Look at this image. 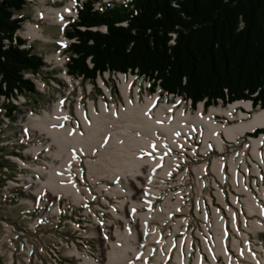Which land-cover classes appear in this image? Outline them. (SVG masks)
<instances>
[{
  "label": "built area",
  "instance_id": "obj_1",
  "mask_svg": "<svg viewBox=\"0 0 264 264\" xmlns=\"http://www.w3.org/2000/svg\"><path fill=\"white\" fill-rule=\"evenodd\" d=\"M55 17L56 13L53 15V18ZM57 25L60 26V24ZM34 28L36 29L33 31L36 30L39 35L42 34L40 26L35 27L34 25ZM106 29L104 25L102 30L106 31ZM17 30L12 38L13 44H18L19 39L23 40ZM28 34H26L27 38L41 37ZM23 41L20 47L28 49L27 41ZM69 42L70 40L64 48H68ZM5 43V47H8L9 39H6ZM15 91L18 90L15 89ZM10 96L13 97V94ZM1 97L7 98L9 102L6 103H10L9 96L3 94ZM230 103H227L230 105L228 109L237 101ZM248 103L250 104L249 107L246 106L248 109L243 107L244 110H236V106L230 111L231 116L225 114V118L232 120L238 117L237 119L240 120H248L247 116L250 113L253 116L255 114V112L252 113L254 105L255 107L261 106V103L254 104L253 99H248ZM164 109L168 116H174V105L171 109L168 106ZM13 111L12 109L10 113V109L4 106L0 108L2 112L0 156L3 162L0 165V203L23 205V209L12 219L6 215L0 217L2 229L0 264H71V257H63V249L73 241H84V248L75 256L78 257V264H80L83 260V251H85V217H94L96 227H99L100 239L104 241L103 244L109 243L116 235L105 233V226H110L111 222L116 223L114 215L120 213L118 203L123 199L128 212L125 219L120 220L118 225H123L124 234L126 232L130 236L134 232L136 234L135 248L137 250L129 259V264H176L178 262L175 261L176 250L181 245L184 247L188 245L191 251L190 262L202 260L210 264L212 251L217 248L215 231H219V236L222 235V243L225 246L228 240H235V250H230L233 257L240 261L246 258L258 261L257 256L261 255L258 248L259 246L264 248V245L252 244L248 240V228H243V220H254L264 214V183H259V174H264V167H261V160H264V131L257 134L253 131L244 132L234 140H228L219 133L218 137L222 141L220 147L212 139L205 140L200 128L193 129L189 133L175 134V144L168 142L163 136L161 138L157 136L156 143L151 142L141 150V157L147 158V163L154 162L152 155L160 158L161 161L154 166L158 174L162 175L164 170L162 168L165 164H170V160H176L179 157H188V165L178 172H172L171 178L162 179L163 194L155 204H143L142 206L137 205L138 201L128 202L125 198L127 187L119 190L121 194L109 195L106 192L108 188H103V180L92 179L95 177L90 176L86 162L90 158H95L98 150L78 153V149L72 148L69 152L71 159L66 162L67 165L63 170H57L56 173L59 176L61 172L64 174L65 184L77 182L80 192L77 199L83 203V210L64 215L60 211H44L42 201L65 200V204L74 201L64 195L59 199H48L42 196V187L45 186L39 187L37 191H30L34 182L42 179V174L38 173V169L46 168L47 164L51 163L52 157L49 154L47 139L43 136H35L29 130L27 126L29 119H24L25 115L14 120ZM31 114L30 111L26 115ZM216 120H213L214 123L221 122ZM66 125L72 127L74 131L79 129L75 119H66ZM81 128L79 130H82ZM202 156L206 159V166L200 167L193 177L190 164L195 158ZM150 158L153 160L150 161ZM147 178L148 175H146L145 182ZM118 182L113 180L111 187H116ZM247 183L256 184L255 193L244 194V185ZM197 189L201 192L200 195ZM206 189L209 192L203 194ZM220 197H223V200ZM247 198L253 199L260 209L251 216L248 215L245 206ZM166 202L169 204L168 209L165 207ZM134 204L136 206L133 207ZM175 204L179 205L174 207ZM11 212H14L13 208ZM101 213H109L108 222H100ZM138 213L147 215L148 220L140 219ZM154 213L160 215L153 217ZM47 215H56L57 223H48ZM217 221L222 223L218 230L215 225ZM140 222L150 224L148 239H141ZM68 226L71 228V235L63 231ZM152 228H155L153 230L155 235H152ZM42 229H49V233L59 232L50 237L49 234L42 232ZM73 232L75 239H73ZM47 238L51 239L50 243L46 241ZM167 243H170L168 250ZM96 249H101L100 245L96 246ZM247 250H253L252 255ZM45 255H48L50 260L44 261ZM103 259L102 257L97 259V263L94 264H101ZM181 260L185 259L181 257Z\"/></svg>",
  "mask_w": 264,
  "mask_h": 264
},
{
  "label": "trees",
  "instance_id": "obj_2",
  "mask_svg": "<svg viewBox=\"0 0 264 264\" xmlns=\"http://www.w3.org/2000/svg\"><path fill=\"white\" fill-rule=\"evenodd\" d=\"M26 2L0 0V91L5 83L7 95L35 91L25 73L45 65L20 47L22 39L12 43L23 21L14 13ZM78 15L66 30L75 39L67 49L71 74L95 81L106 71L136 72L153 79L152 89L160 84L194 106L206 99L207 106L217 99L264 102V0H127L101 9L86 0ZM100 25L106 31L93 29Z\"/></svg>",
  "mask_w": 264,
  "mask_h": 264
},
{
  "label": "bare ground",
  "instance_id": "obj_3",
  "mask_svg": "<svg viewBox=\"0 0 264 264\" xmlns=\"http://www.w3.org/2000/svg\"><path fill=\"white\" fill-rule=\"evenodd\" d=\"M68 7H70V5ZM101 7L99 9H101ZM74 17H76V13L74 14ZM60 27L63 31L62 34H64V31L69 27V24H60ZM31 34L37 36L41 35H39V32L36 30H34ZM63 39L65 42L70 40V43L75 41L74 38H67L64 35ZM66 44L64 43V45ZM69 45L71 44H68V46ZM67 49L68 48H65V54L68 52ZM64 57L67 58L66 64H68L70 54L64 55ZM133 73L135 75H139L136 72ZM65 74L69 75L67 72H65ZM147 78L150 80L149 77ZM151 85L153 86V82ZM41 86L43 87V85ZM129 88L130 87H128V84L125 82L121 85L122 94L126 102V110L117 114V119L114 118V114H116V105L113 106V104H111L110 107H106L103 104L100 108L101 113H97L93 103H90L88 110L90 118H88L86 115L87 110L84 107L82 108V106L77 103V113L82 119L84 129L81 128L82 130L78 129L74 131L72 127L66 125L65 123L68 114L61 109L63 105V102H61V106L57 103L52 105L53 110L50 112L43 111L41 115L36 116L39 118L37 122L27 125L29 130H31L35 136L42 135L44 137L43 134L47 136V146L50 148L49 154L52 157L51 163L49 162L46 168L38 169V173L42 174V179L35 181L33 187L30 188V191H37L39 187L41 188L42 186H45L42 187V196H45L48 199H59L64 195V197L74 201L68 202V204H65V200L42 201V208H44V211H60V213L64 215H71L72 212H79L83 210V203L79 202L77 199L78 194H80L79 189L77 188V182H69V185H66L64 182V174L61 172V175L59 176L56 173L57 170H63L67 165L66 162L71 159L69 152L72 148L78 149V153H89L94 150L104 152L103 158H107V160H103L102 164L105 165L104 171L106 172L102 171L103 169L99 170L100 168L92 166V163L97 162L94 158L88 159L86 164L90 176L95 177L92 179L103 180V188H108V191H106L107 194H121L119 190L127 187V197L125 198H127L128 202L138 201V206H142L143 204L152 205L155 204V202L159 200V197L163 194L162 179L171 178L172 172H178L182 168H185V165H188V157H179L176 160H170V164H165L162 168L164 169L162 175L158 174V171L155 170L154 166L157 162H160L161 159L152 155L154 162L147 163L148 159L141 157V150L151 142L156 143L157 136H159V138L163 136L168 142L175 144V134H180V132L189 133L193 129L200 128L201 135L205 140L212 139L216 145L220 147L222 146V141L218 137L219 133L222 137H225L228 140H234L237 136L244 132L253 130L255 127H264V108L261 111L255 112L251 119L246 121L244 120L238 124L222 125V123H214L212 116L217 114H228L229 116L231 115L229 114L230 111H232V109L237 105L243 104L249 107L250 104L248 102L234 103L230 109L224 111L221 109L211 108L205 115L202 114L197 116H193L189 110L188 114H184V112H182L183 110H178L175 112V117L173 118L172 116H168L166 109H164L167 108V106L171 109L173 103L159 107L154 113V111H149L152 106L151 104L154 103V100L152 98H146L140 103L138 100L139 96L135 95L136 97L134 99L131 98ZM152 91H154V89H152ZM158 91H161L164 95L170 94V96H173V93H168L167 91L162 90ZM108 93L110 94V90ZM136 94L138 93L136 92ZM152 94H155L153 96L155 99L156 97H160V93L156 94L155 92H152ZM101 102L104 101L102 100ZM199 103L203 104L204 102ZM176 104L177 102H175L174 106H176ZM200 110H202L201 107ZM48 116L51 119V122L46 120L48 119ZM86 119L88 120L85 121ZM108 121H110L112 125L116 126L118 131L115 132V134L111 133L108 137L102 140L101 136L106 133L107 124L109 123ZM90 122L91 126L88 127L87 124H90ZM60 124L62 127H59ZM93 145L95 146L92 147ZM111 146L113 147L112 149H110ZM100 152H98L97 155L100 154ZM153 158H150V161H152ZM203 160L204 161L199 165L200 167L206 166V159ZM261 167H264V160H261ZM146 175H148V178L145 182ZM113 180L119 181L116 187H111ZM259 183H264V174H259ZM201 184L202 183H200V185ZM255 191V183H247L244 185V194H252L255 193ZM197 192L198 195H200L201 192L199 190ZM123 196L125 195L123 194ZM220 198L223 200V197ZM125 204L126 202L124 199L119 201L118 206L120 208V213L114 215L116 223L111 222L110 226H105V233L116 235L109 243L103 244L104 241L100 239V233H98L99 227H96L94 217H85V251H83V260H81L80 264H94L97 263V259H101V257L102 259L104 258L101 264H129V259L133 257V254L137 250L135 248L136 234L135 232L132 236H130L127 232L124 234L123 230L125 228H123V225H118V222L120 220H124L127 216L128 211ZM177 205L179 204H175L174 207ZM134 206H136V204H134L133 207ZM245 206L248 210V215L250 216L254 215L255 211H260L253 199L247 198ZM165 207L167 209L169 207L167 202L165 203ZM158 215L160 214L154 213L152 216L157 217ZM260 216L261 217L258 216L254 220L244 219L243 228H248V240L251 241L252 244L264 245V214H261ZM138 217L144 221L148 220L147 215L142 213H138ZM108 221L109 213H101L100 222ZM47 222L57 223V216L47 215ZM215 225L218 230V227L220 225L222 226V223L217 221ZM154 229L155 228H152L151 230L153 231ZM139 231L141 239H148V235H150V224L147 222H140ZM129 232L132 231L129 230ZM154 232L155 231L152 232V235H155L153 234ZM218 234L219 231H215V235L217 237L215 241L217 248L212 251L210 264H264L263 247L259 246L258 248V251L261 253L260 256H257L258 261H255L252 258H246L244 261H240L239 259L233 257L227 250H235V240H228L225 246L222 243V235L219 236ZM99 245L101 249H96V246ZM237 246L239 247L240 245L238 244ZM169 247L170 243H167V250ZM183 247L184 246L181 245L176 250L175 261H178L176 264H181L182 262H186V264H207L202 260L190 262L189 258L191 251L188 248V245L184 248ZM224 247L227 249H224ZM83 248L84 241H73L67 245V248L63 249V257H71V264H78V257L75 256L76 253H79ZM247 252L251 254L253 250H247ZM181 257L185 260H181Z\"/></svg>",
  "mask_w": 264,
  "mask_h": 264
},
{
  "label": "rangeland",
  "instance_id": "obj_4",
  "mask_svg": "<svg viewBox=\"0 0 264 264\" xmlns=\"http://www.w3.org/2000/svg\"><path fill=\"white\" fill-rule=\"evenodd\" d=\"M85 1L86 0L84 1L83 0H27L22 10L14 13L13 16L14 18H18V17L23 18V21L20 22V26L17 30L18 35L20 37L22 36L23 40L27 41L26 44L28 49H31L34 53L38 54L39 56H42L45 65L42 67V70L38 74L34 75L32 74V72H29L28 74L25 75V77H29L32 80V82L35 84V91L14 90V92L11 93L13 94V97H11L10 96L11 94L7 95L5 93L6 84L3 83L2 84L3 92L0 91V108L4 106V108L7 107L8 109L11 110L13 109L14 111L12 113V118L14 117L13 118L14 120L19 119L22 115H25L23 118L29 119V124L27 125H31L39 120V118L36 116L41 115L43 111L50 112L51 110H53L52 105H55L56 103H60L62 101L63 109L68 110L69 119L70 120L75 119V121H77L76 124L78 125L79 129L81 128V126H83L82 128L84 129V125L81 122V118L76 111L77 105L83 104L82 106H84V108L87 110L86 115L88 116V118H90V114L88 111L90 103H93L97 113H101L100 108L103 106V104L106 107H110L111 106L110 104H113V106L116 105L115 108L116 114H114V118L117 119V114H119L121 111L126 110V102L121 89V85L125 82L128 84V86H130L129 91L131 98L134 99L136 97L135 95L139 96L138 100L140 101V103L143 102L148 97V95H152L153 97L155 94H152V92H155L156 94L160 93L161 102L157 105L156 109L166 104H172L171 102H173V105H175V102H177L176 106H174L175 112H177L178 110H183L182 112L185 111L188 114L190 111L193 116H197L199 113L198 111L200 110V105L202 103H199V105L195 107L196 109L195 108L193 109V107L190 109L191 107L190 104L192 103L191 99L184 97L182 94H173V96L172 95L170 96V94L164 95L161 93V91H158L161 89L162 91H165L160 84H156L154 91H152L151 89L152 86L151 84L153 82L152 79L148 80L146 76L144 77L143 75L140 74L135 75L132 71H128L127 73H123V72L111 73L109 71H106L104 74L98 76L95 81L85 79L84 76L82 75L71 74L70 71H68L69 67L68 64H66L67 58L64 57V55H69V52H66L65 54V48L63 46L64 43L66 44L67 42H65V40L63 39V35H64L62 34L63 31L60 30V27H58L57 25L58 23L56 22L55 18H53V15L56 13V11L62 10L67 5L68 6L70 5L72 12L74 13L78 9V7ZM93 1L95 8H100L102 5L105 6L106 4H108L109 6H114V4L116 5L123 3V0H101V1L93 0ZM41 12L43 14H40ZM34 25L35 27L36 25L40 26V30L42 33L40 35L41 37L33 36L27 38L26 34L29 33L28 35H30L33 32V29H36L34 28ZM103 26L104 25L96 26L94 27V29L103 31L102 30ZM172 35L173 38L176 36V34H172ZM172 42H174V40H172ZM29 43H30V47H29ZM60 46L62 47L60 48ZM66 70L68 71L69 75L65 74V72H67ZM39 82L41 83V85H43V87L40 85ZM109 90H110V94L108 93ZM136 92L139 95L136 94ZM3 94L10 97L9 98L10 103H6L9 102L8 100H6L7 98L1 97ZM12 98L14 99L13 101ZM248 99L251 98H246V99L238 98L228 101L217 99V101L211 103L208 106L207 105L205 106L204 108L205 110L203 114L205 115L211 108L221 109L222 111H224L228 109V107L230 106L227 103L233 101L234 102L237 101L240 103H244V102L247 103ZM102 100L104 102H101ZM206 101L207 99L205 100V102ZM258 103H261V101L259 100L258 102H255L254 100V104H258ZM243 107H245V109L247 108L243 104L237 105L236 110L239 109L244 110ZM263 108H264V102H262L261 106L259 107H255L254 105L252 109V113L258 112ZM30 111L32 112V114L26 115L29 114ZM155 111L156 110H154V113ZM185 112L184 114H186ZM252 116L253 115H251L250 113V115L247 117L251 119ZM1 117H2V112H0V118ZM172 117L174 118L175 114ZM215 117L217 119L216 121H221L226 123L224 125L238 124L244 121L237 119L238 117L232 120H228L227 118H225L224 114L222 115L217 114L215 115ZM46 120L51 122L49 116L48 119ZM108 122L109 123L107 124L106 133L102 135L103 137L101 136L102 140L108 137L111 133L115 134V132L118 131L116 126L112 125L110 121ZM87 126L88 127L91 126V122L90 124H87ZM43 135L44 138L46 137L47 139V136L45 134ZM95 145H93L92 147H94ZM112 148L113 147L111 146L110 149ZM103 154L104 152H100V154L96 155L94 159L97 162L92 163V166H96L100 168L99 170L103 169L102 171L105 170V165L102 164V162L103 160H107V158H103L104 157ZM195 159L196 160H194L190 164L193 177L194 174H197V172L199 171L200 163L204 161L203 156ZM208 192L209 190L206 189L203 191V194ZM11 208L14 209V212H11ZM22 209H23V205H15L13 203H10L9 205V203L7 202L5 204L0 203V217L6 215L8 216L9 219H12V217L14 218L16 215H18L19 211H21ZM48 230L49 229H42V232H44L45 234H49L50 237L57 235L59 232V231H54L55 233L54 232L49 233ZM63 231L65 232V234L71 235L70 234L71 228L69 226L65 227ZM1 233H2V229L0 224V235ZM72 235L74 236L73 239H75L74 232L72 233ZM46 241L50 243L51 239L49 240L47 238ZM46 260H50L48 255H45L44 261Z\"/></svg>",
  "mask_w": 264,
  "mask_h": 264
}]
</instances>
